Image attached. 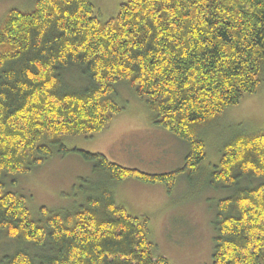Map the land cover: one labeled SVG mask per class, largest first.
Wrapping results in <instances>:
<instances>
[{"label":"trees","instance_id":"obj_1","mask_svg":"<svg viewBox=\"0 0 264 264\" xmlns=\"http://www.w3.org/2000/svg\"><path fill=\"white\" fill-rule=\"evenodd\" d=\"M85 77L68 91L60 76ZM264 68V0H125L100 21L89 0H36L10 10L0 25V233L19 245L0 264H169L154 256L148 220L132 217L101 187L73 210H39L5 192L4 175L24 174L52 154L67 152L65 136L103 131L121 112L115 85L127 83L152 123L185 142L180 170L147 174L81 152L95 172L115 181L163 184L205 160L199 131L257 92ZM264 129L238 135L221 150L212 185L233 190L212 221V264H264Z\"/></svg>","mask_w":264,"mask_h":264},{"label":"rangeland","instance_id":"obj_2","mask_svg":"<svg viewBox=\"0 0 264 264\" xmlns=\"http://www.w3.org/2000/svg\"><path fill=\"white\" fill-rule=\"evenodd\" d=\"M98 20L115 17L125 0H89ZM36 0H0V25L10 10L30 12ZM64 89L79 90L86 79L77 69H67L60 76ZM114 99L122 108L109 125L92 135L65 136L61 144L67 152L52 147V154L28 172L4 175L5 192L25 198L31 217L39 219V210L56 212L73 210L89 196L107 188L115 202L132 217H149L148 240L154 256H162L169 264H212V221L219 201L233 190L212 185L211 174L218 165L224 145L238 135H255L264 129V68L257 92L245 96L235 106L199 131L205 144V160L192 173L181 171L171 191L163 184L143 183L132 178L115 181L93 170L81 152L100 154L109 162L147 174H163L184 167L188 148L151 121L145 102L135 96L127 83L115 85ZM264 183V179L242 180L241 186ZM19 245L0 233V258L12 254Z\"/></svg>","mask_w":264,"mask_h":264}]
</instances>
